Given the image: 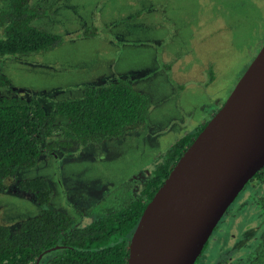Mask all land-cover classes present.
Segmentation results:
<instances>
[{"label":"rangeland","instance_id":"rangeland-1","mask_svg":"<svg viewBox=\"0 0 264 264\" xmlns=\"http://www.w3.org/2000/svg\"><path fill=\"white\" fill-rule=\"evenodd\" d=\"M25 7L46 10L31 25L62 43L3 61L1 74L13 89L42 96L40 104L51 111L54 101L80 98L85 86L111 82L118 72L116 78L126 77L149 100L144 126L99 144L54 148L17 171L20 180H45L52 191L47 207L82 226L92 221L85 213L111 190L148 175L172 143L204 125L264 44V0H28ZM84 30L93 36L78 37ZM117 34L128 43L110 49L102 39ZM11 94L0 88V97ZM43 208L0 192V225Z\"/></svg>","mask_w":264,"mask_h":264},{"label":"trees","instance_id":"trees-1","mask_svg":"<svg viewBox=\"0 0 264 264\" xmlns=\"http://www.w3.org/2000/svg\"><path fill=\"white\" fill-rule=\"evenodd\" d=\"M27 2L0 0V60L48 52L62 43L58 35L31 25L47 12L25 7ZM77 35L93 33L84 30ZM10 86L0 68V88ZM40 98L16 90L0 97V192L5 179L35 166L54 148L99 144L144 126L149 107L145 94L120 79L85 86L80 98L54 101L51 111ZM57 117L64 122L55 124ZM202 127L172 143L148 175L137 174L111 190L85 213L92 217L87 225L47 207L52 191L45 180H21L19 189L46 208L12 226L0 225V264H34L40 255L38 264L48 257L46 264H125L127 244L142 210ZM49 249L53 250L44 254Z\"/></svg>","mask_w":264,"mask_h":264},{"label":"water","instance_id":"water-1","mask_svg":"<svg viewBox=\"0 0 264 264\" xmlns=\"http://www.w3.org/2000/svg\"><path fill=\"white\" fill-rule=\"evenodd\" d=\"M263 166L264 44L146 203L125 264H193L226 208Z\"/></svg>","mask_w":264,"mask_h":264},{"label":"flooded vegetation","instance_id":"flooded-vegetation-1","mask_svg":"<svg viewBox=\"0 0 264 264\" xmlns=\"http://www.w3.org/2000/svg\"><path fill=\"white\" fill-rule=\"evenodd\" d=\"M3 61L0 60V68ZM7 89L23 94L12 85ZM11 179L10 186H4L1 192L20 197L27 193L19 189L21 180L18 177ZM29 195L28 200L33 202ZM193 264H264V166L245 183L226 208Z\"/></svg>","mask_w":264,"mask_h":264},{"label":"crops","instance_id":"crops-1","mask_svg":"<svg viewBox=\"0 0 264 264\" xmlns=\"http://www.w3.org/2000/svg\"><path fill=\"white\" fill-rule=\"evenodd\" d=\"M131 36H132V38H133V40L135 39V36L134 35H132L131 34ZM114 38V40H110V38H104L103 37V41L108 45V47L110 48V49H115V47H122V48H124L125 47V45H126V43H128V39H126V36L125 35H120V37H119V35L117 34L116 36H114L113 37ZM138 42H140V41H138ZM116 74L118 75V72H116ZM128 73H126V75H127ZM117 75H116V77H117ZM116 77H112V81H114L115 80V78ZM116 79H120V78H116ZM123 79H127L126 77H123ZM140 92V91H139Z\"/></svg>","mask_w":264,"mask_h":264}]
</instances>
